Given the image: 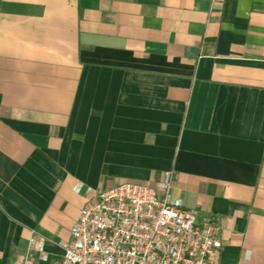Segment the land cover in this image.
<instances>
[{
	"label": "crops",
	"instance_id": "crops-1",
	"mask_svg": "<svg viewBox=\"0 0 264 264\" xmlns=\"http://www.w3.org/2000/svg\"><path fill=\"white\" fill-rule=\"evenodd\" d=\"M165 172L217 264H264V0H0V264Z\"/></svg>",
	"mask_w": 264,
	"mask_h": 264
},
{
	"label": "built area",
	"instance_id": "built-area-1",
	"mask_svg": "<svg viewBox=\"0 0 264 264\" xmlns=\"http://www.w3.org/2000/svg\"><path fill=\"white\" fill-rule=\"evenodd\" d=\"M168 180L165 172L154 188L119 183L94 194L77 210L66 242L57 244V264H217L215 221L195 224L193 213L170 197ZM25 248L44 262L31 236Z\"/></svg>",
	"mask_w": 264,
	"mask_h": 264
}]
</instances>
